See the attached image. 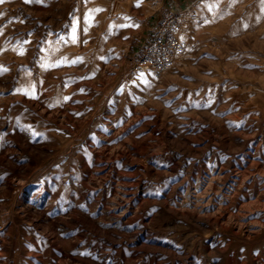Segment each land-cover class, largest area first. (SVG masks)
<instances>
[{
    "label": "rangeland",
    "instance_id": "obj_1",
    "mask_svg": "<svg viewBox=\"0 0 264 264\" xmlns=\"http://www.w3.org/2000/svg\"><path fill=\"white\" fill-rule=\"evenodd\" d=\"M205 1L160 78L166 0L0 4V264H264V3Z\"/></svg>",
    "mask_w": 264,
    "mask_h": 264
},
{
    "label": "built area",
    "instance_id": "obj_2",
    "mask_svg": "<svg viewBox=\"0 0 264 264\" xmlns=\"http://www.w3.org/2000/svg\"><path fill=\"white\" fill-rule=\"evenodd\" d=\"M183 13V10L168 9L160 14L139 50L141 55L125 72L126 78H132L141 71H149L160 78L178 62L188 47L180 35Z\"/></svg>",
    "mask_w": 264,
    "mask_h": 264
},
{
    "label": "bare ground",
    "instance_id": "obj_3",
    "mask_svg": "<svg viewBox=\"0 0 264 264\" xmlns=\"http://www.w3.org/2000/svg\"><path fill=\"white\" fill-rule=\"evenodd\" d=\"M105 4H108V3H105ZM113 7L114 8H122V7L126 8L127 5L124 6V5H121V3H120V5H118V4L116 5V4H112L111 3L110 5H108L106 7V12H110L111 13L113 11ZM185 14L186 15L188 14L187 11H184V13H183L184 19H183L182 27H181V31H180V34L182 33V35H183V32L186 31V29L188 27V24H189V22H188L189 19L187 20L185 18ZM124 18H127V17L126 16H123V15L122 16L120 15V16L116 17V19H114L113 17H110L109 18V20H110L109 22H108V20L105 21V23H103V25L101 26L102 29L99 31L100 32V36H99V40L100 41L99 42H102L104 39L107 38L106 33H107L108 30L115 28V26H118V24H122V21H123ZM101 45H102V43H101Z\"/></svg>",
    "mask_w": 264,
    "mask_h": 264
},
{
    "label": "crops",
    "instance_id": "obj_4",
    "mask_svg": "<svg viewBox=\"0 0 264 264\" xmlns=\"http://www.w3.org/2000/svg\"><path fill=\"white\" fill-rule=\"evenodd\" d=\"M166 1H167V5H166L165 9H174V10L178 9V10L185 11L186 9L190 8V6H192L193 3L199 1L198 4H200V3H202V1H205V0H166ZM207 1H209V0H206L205 2H207ZM248 1H249V4L251 5L252 9H255V6L258 3L259 4L264 3V0H261V2H260V0H248ZM245 2H246V0H242V4H244ZM238 9L242 10L243 7L240 6V7H238ZM151 27L147 29V37L145 39H148L149 31H150ZM145 39L143 40L141 47L145 43Z\"/></svg>",
    "mask_w": 264,
    "mask_h": 264
},
{
    "label": "snow or ice",
    "instance_id": "obj_5",
    "mask_svg": "<svg viewBox=\"0 0 264 264\" xmlns=\"http://www.w3.org/2000/svg\"><path fill=\"white\" fill-rule=\"evenodd\" d=\"M25 2H26V3H27V2H32V0H25ZM36 2H39V0H36ZM3 3H5V0H0V4H3ZM0 15H2V13H0ZM21 54H22V53H21ZM74 63H75V61H74ZM41 67L46 68L47 65H41ZM81 91H83V90H81Z\"/></svg>",
    "mask_w": 264,
    "mask_h": 264
},
{
    "label": "trees",
    "instance_id": "obj_6",
    "mask_svg": "<svg viewBox=\"0 0 264 264\" xmlns=\"http://www.w3.org/2000/svg\"><path fill=\"white\" fill-rule=\"evenodd\" d=\"M138 56V55H137Z\"/></svg>",
    "mask_w": 264,
    "mask_h": 264
}]
</instances>
